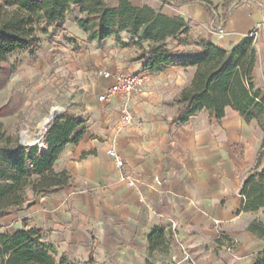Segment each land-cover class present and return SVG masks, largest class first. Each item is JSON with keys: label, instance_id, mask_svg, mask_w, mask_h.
Returning a JSON list of instances; mask_svg holds the SVG:
<instances>
[{"label": "crops", "instance_id": "0c3cea01", "mask_svg": "<svg viewBox=\"0 0 264 264\" xmlns=\"http://www.w3.org/2000/svg\"><path fill=\"white\" fill-rule=\"evenodd\" d=\"M105 1L110 7L118 5V0ZM129 1L138 7L148 5L162 15L181 17L192 26L195 37L209 38L225 49L264 22L263 11L236 7L246 13L249 22L254 17V26L249 31H228L226 21L224 35L214 36L208 33V15L197 0L194 2L200 4L188 9L160 0H155L154 6L148 4L149 0ZM72 8L74 17L82 16ZM106 45L107 53L128 48ZM258 47L253 83L264 91L262 29ZM120 53L117 58L106 55L101 61L111 66L118 63L126 72L145 74L143 95L152 98L167 92L177 98L196 70L195 66H170L149 73L133 53H127L128 62ZM104 81L106 87L108 80ZM111 102L117 104L116 99ZM175 105L163 108L155 102L132 106L135 125L121 135L115 134L105 110L87 105L86 110L80 109L79 116L68 113L82 121L84 134L77 143L64 147L54 168L68 170L71 185L46 195L28 192L26 203L0 217V234L39 229L42 241L52 244L71 262L84 263L93 258V264H146L147 236L154 228H163L173 232L169 250L165 258L153 260V264H169L174 255L180 257V244L189 258L174 264H254L264 249V240L247 227L259 219L257 212H263L264 207L243 211L239 189L254 166L262 133L254 121L247 124L230 106L224 107L219 121L200 111L187 123L176 124L171 121ZM114 136L124 159L121 170L106 154V139ZM88 151L92 153L81 156ZM127 178L134 184L128 185ZM155 178L162 184L155 183ZM215 220L219 222L217 228Z\"/></svg>", "mask_w": 264, "mask_h": 264}, {"label": "trees", "instance_id": "16d2710c", "mask_svg": "<svg viewBox=\"0 0 264 264\" xmlns=\"http://www.w3.org/2000/svg\"><path fill=\"white\" fill-rule=\"evenodd\" d=\"M175 4L171 0H160ZM204 5L211 17L215 8L209 0H197ZM77 8L75 24L87 34L88 41H103L124 32L134 37V44L142 52L138 59L143 70L159 73L170 66H195L189 86L176 98L171 121L185 124L200 111L219 121L224 107L230 106L249 124L254 121L262 133L254 166L243 178L239 194L243 211H256L264 207V91L255 88L253 68L257 50L253 35H247L230 49H225L206 37L188 38L187 21L157 13L148 5L135 6L129 0H118L110 7L105 0H0V64L19 51L37 50V32L46 33L45 26L60 27L68 15ZM223 9V7H222ZM230 12L222 11V24ZM184 35V38H179ZM264 36V29H263ZM178 39L180 45L192 49H169L168 39ZM143 42H147L146 48ZM81 120L61 114L48 130L46 144L40 142L26 147L5 136L0 130V217L10 209L22 206L32 195L49 194L72 183L66 169L55 170L54 164L68 143H77L84 134ZM47 129V127H46ZM26 144L36 140V132L24 127L20 131ZM37 146V147H36ZM82 152L81 156L91 154ZM264 213V211H263ZM247 230L264 240V219H254ZM173 232L154 228L147 236L146 264H153L154 253L167 254ZM39 229H18L0 234V264H93V258L84 263L71 262L59 255L52 244L42 241ZM174 264V263H169ZM254 264H264V249Z\"/></svg>", "mask_w": 264, "mask_h": 264}, {"label": "rangeland", "instance_id": "374dc122", "mask_svg": "<svg viewBox=\"0 0 264 264\" xmlns=\"http://www.w3.org/2000/svg\"><path fill=\"white\" fill-rule=\"evenodd\" d=\"M171 1L177 4L178 8L184 9L200 4L194 2L195 0ZM209 1L215 8V16L211 17L204 5L201 4V6L209 18L208 33L214 36L223 35L218 33L219 28L223 30L222 11L230 12L233 9V13H230L225 24L228 31H249L254 26V17H251L249 22L246 13L237 10L236 7L257 8L264 12V0ZM148 4L154 6L156 3L155 0H149ZM74 15L75 12L70 13L60 27L45 26L46 33L38 31L37 50L16 52L0 64V130L12 140L20 141L19 134L24 127L36 132L40 137L60 109H62L61 114L69 113L73 116H79L80 109L86 110L87 105L93 109L105 110L109 116V124L112 125L113 129L115 127V122L119 118V102L117 101V104L104 103L98 100L99 94L106 88V82L100 73L103 70H120L122 67L118 63L113 66L107 65L101 60H104L109 54V57L117 58L118 53L121 52L122 57L128 62L130 60L129 55H127L129 51L133 53L132 55L136 59L142 56V52L134 44V37L126 35L124 32H121V35H113L105 41H94L95 43L88 41L87 34H83L82 30L75 24ZM259 20H261L260 17ZM187 25L189 27L188 38L190 40L197 38L192 34V26L188 21ZM261 29H264V22L259 24L253 32L256 49L259 48ZM184 37L181 35L179 38ZM179 38L168 39L166 46L169 49L193 48L192 45H180L178 43ZM106 44L128 48L107 53ZM147 44V42H143L144 48ZM145 90L146 86L132 106L137 107L142 104L150 106L156 102L157 105L167 108L176 104V98L169 92L152 98L143 95ZM100 113L103 114V111ZM128 129L121 130L118 134L121 135ZM114 131L116 134L115 129ZM46 136L44 135L40 141L39 149L42 148L43 144H46V140H44ZM106 141L108 140L106 139ZM120 152L122 154V151ZM257 214L259 219H264L262 211L257 212ZM165 256L163 253H156L152 260L163 259Z\"/></svg>", "mask_w": 264, "mask_h": 264}, {"label": "built area", "instance_id": "2783aa9c", "mask_svg": "<svg viewBox=\"0 0 264 264\" xmlns=\"http://www.w3.org/2000/svg\"><path fill=\"white\" fill-rule=\"evenodd\" d=\"M218 33L224 35L221 28H219ZM249 35H253V32ZM100 75L108 80V84L105 90L99 94L98 100L104 103H109L113 99H116L119 102V118L115 122L114 127L116 134H118L121 130L131 128L135 125V115L132 104L144 91L147 82L146 75L141 72H126L123 70H103ZM106 154L113 161L117 169L121 170L123 168L124 159L118 145L116 144L115 136L108 140ZM154 181L157 184H162V181L158 178H155ZM127 183L128 185H133L134 180L127 178ZM218 224L219 222L215 220L214 228H217ZM234 246V243L230 244V248H233ZM180 249L182 255L180 257L174 255L172 257L173 263H178L189 258L185 247L181 244Z\"/></svg>", "mask_w": 264, "mask_h": 264}, {"label": "water", "instance_id": "95a60500", "mask_svg": "<svg viewBox=\"0 0 264 264\" xmlns=\"http://www.w3.org/2000/svg\"><path fill=\"white\" fill-rule=\"evenodd\" d=\"M62 113V109H60L57 113V115L54 117V120L47 126V129L44 131L45 132V136L48 132V130L52 127V125L54 124V122L59 118V116L61 115ZM19 137H20V144H22L23 146H26V147H31V146H34V145H25L22 143V140H21V135L19 134ZM35 137H36V140H38V134H35ZM46 140V139H45ZM46 148H47V144H46ZM46 148L44 150H46ZM43 150V151H44Z\"/></svg>", "mask_w": 264, "mask_h": 264}, {"label": "bare ground", "instance_id": "6f19581e", "mask_svg": "<svg viewBox=\"0 0 264 264\" xmlns=\"http://www.w3.org/2000/svg\"><path fill=\"white\" fill-rule=\"evenodd\" d=\"M21 140H22V137H21ZM44 140H45V139H44ZM39 142H40V140H38L36 143H34V144H32V145H36V144L39 143ZM22 143L25 144V145H30V144H26V143H24L23 140H22ZM45 147H46V146H45ZM45 147H44V148H41V150L45 149Z\"/></svg>", "mask_w": 264, "mask_h": 264}]
</instances>
